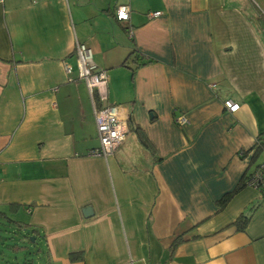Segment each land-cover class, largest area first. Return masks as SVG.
Returning a JSON list of instances; mask_svg holds the SVG:
<instances>
[{"label": "crops", "instance_id": "crops-1", "mask_svg": "<svg viewBox=\"0 0 264 264\" xmlns=\"http://www.w3.org/2000/svg\"><path fill=\"white\" fill-rule=\"evenodd\" d=\"M76 43L129 129L107 159ZM261 143L264 0L0 3V210L38 229L48 264H264V197L218 204Z\"/></svg>", "mask_w": 264, "mask_h": 264}, {"label": "built area", "instance_id": "built-area-1", "mask_svg": "<svg viewBox=\"0 0 264 264\" xmlns=\"http://www.w3.org/2000/svg\"><path fill=\"white\" fill-rule=\"evenodd\" d=\"M3 0H0L2 3ZM130 6L121 4L115 8L114 17L118 22L127 23L130 18ZM161 15L160 12L148 13V18ZM75 54L79 69V78L85 83L93 102V115L99 146L91 154L107 159L126 140L129 133L126 122L120 119V108L108 103L106 71L97 69L92 61L91 50L85 45L76 43ZM69 73V68H66ZM225 109L235 113L239 105L232 101L223 103ZM177 124L185 123L183 117L176 119ZM246 185L257 190L264 197V161L247 177Z\"/></svg>", "mask_w": 264, "mask_h": 264}, {"label": "trees", "instance_id": "trees-1", "mask_svg": "<svg viewBox=\"0 0 264 264\" xmlns=\"http://www.w3.org/2000/svg\"><path fill=\"white\" fill-rule=\"evenodd\" d=\"M126 62H127V59L124 62V64ZM150 62L151 61H145L141 65H146ZM139 140L145 148L151 149L150 144L148 143V141L146 140V138L142 134H140ZM261 145L262 146L260 148L262 150H264V144L261 143ZM246 180H247V177L245 179H243L242 182H240V184L236 187V189L234 191L226 194L219 201V203H218L219 206L224 207L226 205V203L228 202V200H230V198L232 197V195L235 192L240 190L242 187L247 186ZM248 222H249V216H240L233 223V225L236 227L237 230L243 231L246 228ZM11 227L13 228V230H9V228H11ZM3 232L8 233L10 236H7L5 238L4 236L1 235ZM12 233L20 234V236L22 238V244L21 245L10 242L12 240V237H11ZM32 237L34 238V241H31ZM43 239H44V236L40 235L38 229L28 225L27 223H24L23 221H20L18 219H14V217L12 215H9V214L5 213L4 211L0 210V241H1V243H2V241H5L4 247L7 250L13 252L14 254L21 251L24 254V256L30 255V254L37 256L38 253H40L38 243H40L41 240H43ZM8 240H10V241H8ZM70 257L72 260H75L77 258V254L71 253ZM21 264H33V260L32 259L26 260V258H25L23 263H21Z\"/></svg>", "mask_w": 264, "mask_h": 264}, {"label": "rangeland", "instance_id": "rangeland-1", "mask_svg": "<svg viewBox=\"0 0 264 264\" xmlns=\"http://www.w3.org/2000/svg\"><path fill=\"white\" fill-rule=\"evenodd\" d=\"M262 156H260L259 158L261 159ZM14 219H18V217H14ZM9 230H13V228H9ZM2 236H4L5 238L7 236H10L8 233H2ZM12 240H8L12 243L21 245L22 244V238L20 236V234H11ZM5 241H0V264H21L23 263L24 259L26 258V260H33V264H48L47 258L45 256V247H44V243H38V247L40 249V253L38 256L35 255H25L19 251L17 253H13L9 250H7L4 246Z\"/></svg>", "mask_w": 264, "mask_h": 264}, {"label": "water", "instance_id": "water-1", "mask_svg": "<svg viewBox=\"0 0 264 264\" xmlns=\"http://www.w3.org/2000/svg\"><path fill=\"white\" fill-rule=\"evenodd\" d=\"M82 212H83L84 217L87 218L91 214V209L90 207H85ZM31 241H34L33 237L31 238Z\"/></svg>", "mask_w": 264, "mask_h": 264}]
</instances>
